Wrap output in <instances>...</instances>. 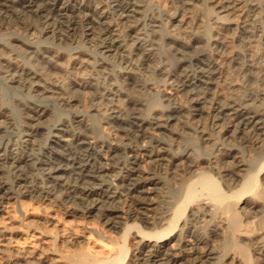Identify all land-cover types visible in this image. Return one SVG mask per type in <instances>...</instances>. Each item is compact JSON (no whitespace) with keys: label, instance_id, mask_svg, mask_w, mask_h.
I'll list each match as a JSON object with an SVG mask.
<instances>
[{"label":"bare ground","instance_id":"obj_1","mask_svg":"<svg viewBox=\"0 0 264 264\" xmlns=\"http://www.w3.org/2000/svg\"><path fill=\"white\" fill-rule=\"evenodd\" d=\"M181 1L187 8L195 5L193 0ZM211 1L220 10L218 32L214 31L211 42L205 45L198 28L190 24L193 16L186 14L168 36L161 34L163 39L169 37L167 56L176 62L161 65L158 70L180 93L178 96L172 91L168 95L181 100L183 106L152 104L144 117L142 107L151 102L148 98L124 102L122 92L116 95L105 90L101 96H112L109 102L91 109L81 104L74 109L78 99H82L74 94L101 90L103 83L97 81L103 70L100 67L113 65L116 60L123 68L118 74L124 86L131 84V72L140 68V58L143 65L156 62L155 43L147 40L157 34L158 15L148 12L156 0H0V264H127L130 249L104 233L123 225L124 241L131 231L139 237L133 264H206L223 245L230 244L236 246L234 252L238 256L224 255L220 264H264V234L256 233L243 221L244 216L261 215L259 223L264 227V19L258 18L254 6L243 9L242 0ZM24 18L33 22L27 24ZM57 21H67L68 25L64 23L67 26L62 28ZM237 22L242 26L241 42L261 48L260 58L255 52L258 63L241 51L232 50L230 43L223 40L225 36L229 38L228 31ZM147 27L155 30L145 39ZM49 35L60 41L62 37H73L91 45L98 55L86 49H70L66 53L67 50L43 40ZM203 46L213 47L215 52L196 61L194 76L182 72L183 61L176 56L192 54ZM13 86L24 93V97L19 95L23 98L13 93ZM50 100L61 110L53 107L51 112L44 102ZM55 109L57 113L66 109L68 115L58 113L62 117L52 127L42 126L41 121ZM14 111L23 114L17 123L11 115ZM90 113L106 121L111 130L122 134L121 138L113 136L115 143L98 139L97 131L85 118ZM185 114L187 123L206 115L219 135L231 132V138L258 151V160L263 163L260 166L239 161L238 154L232 152L223 156L211 153L209 159L201 161L225 176L231 173L242 179L248 169H259L244 180L235 197L227 195L207 171L188 172L195 180L183 186L182 198L173 205L174 209H168L171 213L148 215L157 205L154 198L148 197L158 184L157 173H164L191 156L188 149L177 151L180 142L176 144L175 139L168 144L167 139L155 135L168 129L172 134L178 133L176 126H169ZM199 127L203 131L201 140L208 148L212 145L208 126L203 122ZM41 129L47 131L45 145L37 139ZM232 143L235 140L231 139ZM120 147L123 150L119 151ZM119 153L125 157L116 175V166L110 162ZM230 158L234 163H221ZM196 164L197 161L195 165L191 163L189 168ZM180 175L178 170L170 173L173 178ZM124 203L128 212L119 206ZM214 214H221V222L216 221L213 229L204 231L208 218ZM127 220H134V224L128 225ZM96 223L103 225H98L101 229L95 227ZM104 226L110 228L106 230ZM216 238H221L222 243L215 242Z\"/></svg>","mask_w":264,"mask_h":264},{"label":"rangeland","instance_id":"obj_2","mask_svg":"<svg viewBox=\"0 0 264 264\" xmlns=\"http://www.w3.org/2000/svg\"><path fill=\"white\" fill-rule=\"evenodd\" d=\"M180 1L181 0H177V1L176 0H156V2H155L156 4H154V6L152 7V9L151 10L148 9V12H150L151 14H154V17L156 15H158V16L155 17V19L157 20V28H155L156 30L155 29L152 30L150 27H147V29L144 31V36L143 37L144 38L146 37L145 39H147V37H149V35L151 34V31H154L155 30L157 32L158 35L156 34V37L154 36L155 38H152L150 36L147 39V40H151V41H153L155 43L153 48H154L155 54L157 55L156 60H155L156 62H154L152 64H149V66H148V64H144L143 65V61H142L143 58H140L141 60H138V62H137V65L140 64V65H138V67H140V68L134 69L133 72H135V73L131 72L132 75H133V76L132 75L130 76L131 77L130 80H132L131 84L128 85V86L127 85L124 86L123 80L121 78H119V74H118V73H120V71L123 68L120 65H118V63H119L118 60H116V62H115L114 59H111V61H114L115 64L108 65V66L106 65V67H105L106 69L103 66H101L100 69L101 70L103 69L104 72H103V70L100 71V73L97 76V81L103 83L102 86H101V90H99V91H97L95 89H93V90H87V92L84 91V92L80 93L79 95L77 93H75L74 95H77V96H79V98H82V99L80 100V99L77 98L78 99V103H77V105H76V107L74 109L80 108L81 104L82 105L84 104L88 109H91L92 106H96L99 103L104 104L106 102H109L110 99L113 98L112 96L107 97V98H104V99L101 96V94L105 90H107L108 92L110 91L109 93H115L116 92V95L119 92H122L121 99L123 98L122 100L124 102H127V101L135 102V100L136 101H140L141 99H147L148 98L147 99L148 100V103L151 101L150 102L151 104L150 103L149 104H145L144 107L146 109L144 107H142V109H143L142 113H143V116L144 117H146L148 115V113L150 112V109L154 106V105L152 106V104H159V105H161L163 107H170V106H178L179 107V106H183V103L181 102V100H179L177 98H174V97H170L168 95V93H172V91H173L172 94H175V95H178V96H180V93L177 91L176 86L172 84V81L167 80V77L165 75H163L158 70V68L161 65H164L166 63H167V65L168 64H174L176 62V59H174V57H168L167 56V51L169 49V46L167 45L169 43V37H165L163 39V36L162 35L164 33V34H166L168 36V33H170V31L174 28L173 26L176 25V24H178L179 19H181V18H183L185 16H193V18L190 21V24H191L192 27L198 28V33L201 35V37L203 38V41L205 42V45H206L207 43L211 42L214 39V36H215L214 31L215 32H218V28H217L218 24L217 23H218V17H220V14H219L220 13V10L215 5V3L213 1H211V0H209V1L208 0H198V1L197 0H193V2L195 1L194 2L195 5L193 7H189V8H187L186 6L184 7L182 1L181 2ZM254 2H256V3H254ZM157 3H158V5H157ZM166 6H167V8H166ZM253 6L257 10L256 15L258 16V18L264 19V16H263L264 15V0H242L241 7L243 9H247V8L249 9L250 7H253ZM165 8L166 9H169V10H166ZM185 8H187V10ZM257 8H260L261 10L260 9H257ZM184 14H186V15L183 16ZM24 19H25L24 21H26L27 24H30V23L33 22V19H27V18H24ZM200 21H201V23H200ZM170 22H172V23H170ZM64 23H66L68 25V22L67 21H64V22L57 21V26H60L62 28H65L67 25L64 24ZM198 24L200 26H198ZM228 33L229 34H227V35H229V38L227 39L226 38L227 36H225L223 40L224 41L226 40V42L230 43V46H231V49L232 50H239V51H241L246 58L249 57L248 59L251 58V60H253L254 62L257 61L256 63H258L260 61L259 60V58H260L259 57V52L260 51H258V49L260 50L261 48L259 46H257V45H256L257 46L256 47L255 45L252 44L253 45V49H252L251 48L252 45H248L247 46V45H245V44H243L241 42L242 26H241L240 22H237L235 24V27H233L230 31H228ZM31 35H30V37H31ZM157 36H158V39H157ZM46 37H44L43 40H45V41H48L49 40L48 42L51 43L52 45L54 44L53 46L56 47V48L58 46V48H61V50H64V51L67 50L66 53L69 52L70 49L71 50L76 49L78 51H82V50L86 49V50H89L90 51V52L88 51V53H90V54L93 53V55H98L97 51H95L94 48L91 47V45L84 44L80 40L79 41L78 40H74L73 37H69V36H68V38L67 37H62L63 38L62 41L55 40L52 37V35H49V36H46ZM156 40H158V41H156ZM160 40H161V42H160ZM229 40H230V42H229ZM156 42H159V44L156 43ZM166 42H167V44H166ZM60 43H61V45H59ZM72 44H73V46H72ZM237 45H240V46H237ZM165 46H166V48H164ZM204 46H203L202 49L198 50L197 52H192V54L191 53L187 54L188 56L187 55H182V56L181 55H177L176 56V58L178 57L177 60L180 58L179 60L180 61H183V66H182V69H181L182 72H186L188 75L194 76V74L197 73V70H196V61L199 60L200 58H202L205 55L206 56L211 55L212 54V51L215 52L213 47L210 48L208 46L207 47H204ZM242 47H244V48H242ZM248 47H249V49H248ZM254 48L257 49V50H255ZM91 49H92V51H91ZM94 52H95V54H94ZM248 52H253V53L251 55V53H248ZM255 52H257L258 55ZM166 56L168 57V59L166 58ZM119 69H120V71H119ZM146 69H147V71H146ZM149 69H150V72H149ZM151 70H153V72ZM105 71H106V73H105ZM233 71L235 72L234 69H233ZM113 72H114V74H113ZM103 79H106V80H103ZM104 87H105V89H104ZM112 87H114V88H112ZM12 88L14 89L13 90V93H16V95H18V97H20V96H23L24 97V95H23L24 93L22 94L21 92H18L20 89H17L16 86H13ZM141 93H143L144 95L141 94ZM10 94H11V92H10ZM146 94H148V96ZM89 95H91V96H89ZM162 95L164 97H162ZM92 96L95 97V98H93ZM23 97H20V98H23ZM96 97H98V98H96ZM85 100L86 101L88 100L89 102L87 101V103H86ZM176 101H177V103H176ZM40 102H41V104H43L45 102L47 104V106L50 108L51 112H52V108L53 107L54 108H59L58 104L53 103L54 102L53 100H50L49 102L48 101L47 102L46 101H44V102L43 101H40ZM46 104H44V105H46ZM52 104L57 105V106L55 107ZM147 107H148V109H147ZM60 108H62V107H60ZM60 108H59V110H61ZM55 110H56L55 113H53V114L50 113L51 116H47V117H45L41 121L42 126L47 127V125H50V127H52L58 121V119L60 117H62V115L61 116H58V113H60V114H66L67 113L66 111L67 110L69 111L68 108H67V110L64 109V112L63 113H61V111H58V113H57V110L58 109H55ZM16 113H18V114H16ZM16 113L14 111L11 114L15 118V120L13 121L15 123H17V121H20L19 120L20 117L21 118L23 117L22 112L19 114V111H16ZM14 114H15V116H14ZM18 115H20V116H18ZM67 115L68 114H66V116ZM66 116H64V117H66ZM177 116H179V115H177ZM177 116H175V117H177ZM202 116L203 117H202L201 120H199L198 119L199 117H198L197 120L195 119V121H190L189 123H187L186 117H188V116L186 114H185V116L180 115L177 119H175L174 121H172L171 122L172 125L170 124V126H169V128H172V127L176 126V128H178V133L172 134L171 132H168V131H170V129H168L166 132H164V130L160 131V132H163V134H160V132L159 133H156L157 135H155V137L162 138L164 141L167 139L166 142L168 144H171V143L173 144L174 139H175V143L176 144H177V142L178 143L180 142L178 144V145H180V149L179 150L177 149V151H181L182 150L181 152H183V151H185V150L188 149L190 151L188 154L191 155V156L189 157V159H181L180 161H178L179 163L177 162L174 165H172L168 170L163 171L164 173H157V176H155L156 177V180L155 181L158 182V184L155 185V186H153L152 187L153 189L148 194V197L149 198H151V197H152L151 199L154 198L153 200H155V202H156L157 205H155V208L153 209V211H151V213L150 212H147L148 215L154 216L156 214H158V215L159 214L165 215V214H170L171 213V212H169L168 209H170V210H171V208L174 209L173 208V205H175L177 203V201L182 198L180 196L182 194L181 191H182L183 186H185V185L189 184L191 181L195 180V177L192 178V175L188 174V172L191 173L192 171L193 172L194 171H199V172H206L207 171L206 174L212 176L219 183L220 188L224 192H226L227 195H229L230 197H235L238 194L239 190L242 188V185H243L244 180L245 179H248L251 175L255 174L258 171V169H259V167H256V172H251V169H248V172H245L242 175V179H237L236 178L237 176H235V175H233L231 173H227L226 174L227 177H226L224 174H220L214 166H212V165L209 166V164L206 165L204 162L201 161V159H209L208 155L211 154V153H214V156L215 155L217 156V154L223 156V154L226 153V152H228V153H231L232 152L234 155H237L238 154L237 157L239 156L238 157V159L240 158L239 161L240 160H243L245 163H248L249 162L250 164H253L254 163L256 165H259L260 164V166L263 163V162H260L258 160L259 157H260L258 151L254 150V149H252L250 147H246L245 145L243 146V144L240 143V140H236L234 138H231V135H232L231 132H229L226 136L219 135L217 133L218 130H216V129H214V128H212L210 126L209 121L206 119L207 116L204 115V114ZM16 117H17V119H16ZM85 118H86L87 121L89 120L88 122H90L93 125V127L95 128V130L97 131L96 135L98 134L97 135V138L98 139H100V140H107V141H110V142L112 141L113 142V140H115V138H114L115 136L121 138L122 134L117 133V132H114L113 130H111L109 128L108 123H106V121L100 120L99 118H97L92 113H90L89 116L86 115ZM203 118H205V119H203ZM178 119H180V120H178ZM101 121H102V123H100ZM202 121L204 122V124H207V126H208V134L211 135V141H212L211 144L212 145H209L210 147L208 146V148H206V143H203V140H201L203 138V133H202L203 131L201 129L202 127H199V126H202L203 125V122ZM23 122H24V120H22V123ZM192 122H194V123H192ZM180 123H181V126H180ZM197 123H199L200 125L197 124ZM197 126H198V128H197ZM185 129H187V130H185ZM41 130H42L41 131V134L37 137V139H38V141L42 145H45L47 143V141H48L47 140L48 136L46 137L47 131H46V129H41ZM18 132L19 131L17 130V134H18ZM210 132H213V133H210ZM215 133H217V134H215ZM116 134H118L119 136H117ZM167 135H169L171 138L169 136L167 137ZM105 136L107 138H105ZM13 138H16L17 139V136H14ZM40 138L42 140H40ZM222 139H223V141H222ZM231 139L232 140H235V143L234 144L232 143V145H230ZM227 140H228L229 143H227ZM129 142H130V144L131 143H134V142H131V141H129ZM129 142H127V143H129ZM113 143H115V142H113ZM133 146H135V144H133ZM121 150H123L122 147H120L119 151H121ZM119 154L117 155L116 160H113L112 162H110L112 166H116V175H117V173H119L121 164L124 161V157H125V155L123 153H119ZM189 160H191V161H189ZM114 161H115V163H114ZM196 161H197V164L195 166L196 168L195 167L192 168V169L189 168L190 164L191 163H194V165H195ZM226 161L227 162H225V160L222 159L221 163L223 165H225V166H227L230 163H234V161H233L232 158H230V159H228ZM188 162H190V163H188ZM175 166H176V168H175ZM186 168L189 169V171ZM207 169H209V170H207ZM175 170H178L180 172V174H181L180 177L173 178V177L170 176V173L172 171H175ZM168 172H169V174H168ZM215 172H216V174H215ZM216 176H217V178H216ZM189 177H191V178H189ZM262 177H264V175ZM230 178H231V180H230ZM228 179H229V181H228ZM179 183H180V185H179ZM116 184H118V182H116ZM121 200H122V202H124V198L121 199ZM119 206H123L124 209H125V211L128 212L129 208L127 207L128 206L127 204L124 203V204L119 205ZM220 215L221 214H216V215L214 214L210 218H208V222L206 223V226H205L204 231H207L208 229H211V228L213 229L214 227H212V225L216 226L218 224V222L220 223L221 222ZM260 218H261V215L252 214L249 217H245L244 216L243 217V221H244V223H246V224L248 223V225H251L250 226L251 229H253V231H255L256 233L264 234L263 223H259V219ZM256 220H258V221H256ZM89 221L93 222L91 219ZM216 221H218V222H216ZM127 222H128V225H133L134 224V220L133 221L132 220H127ZM94 223H95V221H94ZM124 223H126V221ZM139 223L142 224L141 221H139ZM98 225H100V224H98ZM98 225H97V223L95 225V227L97 226L98 229L99 228L101 229L100 226H103V225H100V226H98ZM109 228L110 227L107 228V227L104 226L103 229L108 230ZM122 228H124V230ZM159 228H161V226ZM256 229L258 231H256ZM112 230H110L109 233H107V231L104 230V233L106 232L107 237H110V235L112 237H116V243L118 245H123L124 243L127 245V247L130 249V253H129V256H128L130 262L127 261V264H133V259L137 255V249L136 248H137V243L139 241V237H137L136 231H135V233L133 231H131L128 234L126 240L124 241L122 239V237H123V235L125 233V226L124 225L120 229L113 230V231H116V232H113ZM208 232H209V230H208ZM95 237H96V235H95ZM216 239H215V242H217L218 244L222 243L221 242L222 241L221 238H218L217 240ZM128 243L130 245H128ZM225 246L226 245H223L222 246V250L217 251L216 254H217L218 257L217 256L213 257L212 258L213 260L207 261L206 264H220L219 260H221L224 255L229 254L230 256H233L234 254H236L234 252V248H236V246H234L233 244L227 245L226 247ZM134 249H135L136 252H134ZM251 251H252L251 254H253V249L252 248H251ZM237 253H239V252H237Z\"/></svg>","mask_w":264,"mask_h":264}]
</instances>
